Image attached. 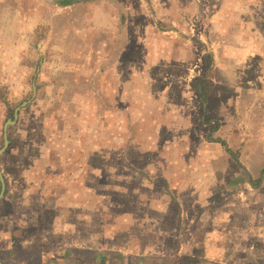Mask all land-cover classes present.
<instances>
[{"label": "crops", "instance_id": "obj_1", "mask_svg": "<svg viewBox=\"0 0 264 264\" xmlns=\"http://www.w3.org/2000/svg\"><path fill=\"white\" fill-rule=\"evenodd\" d=\"M167 2L36 0L32 6L29 0H0V6L13 10L7 23H13L14 13L16 29H22L20 22L24 23L28 38L34 37L36 30L42 31L43 38L35 43L40 67L31 83L35 96L31 95L29 103L37 101L39 82L45 79L62 78L64 89L80 85L81 91L89 94L94 85L98 102L91 114L95 119L86 125L96 127L102 157L108 152L109 140L141 143L133 149L147 154L144 199L130 194L128 186L120 188L99 179L103 171L114 179L111 176L116 172H105L104 167H55L43 187L51 195L44 203L54 210L50 223L54 222L55 234H62L64 240L48 248V253L42 252L44 262L35 263L33 256L32 264H249L250 254H264V128L245 137L234 132L224 142L211 139L207 131L203 139L194 137L195 128L203 130L205 117L193 113L187 96L190 86L182 83L188 55L185 57L184 46L169 32L166 35L165 29H158L154 21L159 13L165 14ZM225 3L228 0H222L224 9ZM1 23L0 29H7L3 19ZM18 41L16 60L21 61V49L30 41L24 35ZM229 47L239 54L246 51L233 40ZM126 53L130 54L127 59ZM236 59L237 54L231 66ZM217 73L223 79L222 86L232 83L230 75L221 69ZM201 95L206 101L200 111L207 113L216 95L206 91ZM225 102L220 100L222 106ZM117 127L126 132L123 139L117 138ZM7 134L10 144L8 130ZM63 135L58 128L47 139ZM74 142L87 148L88 140L81 130ZM74 153L82 156L80 149ZM40 156L49 162L58 157L50 150L40 152ZM1 157L4 199L8 183ZM87 158L85 153L83 160ZM88 173L102 180L98 183L101 195L121 194L119 200L98 195L91 198L92 207H97L94 214L89 212L90 189L81 185L88 179L81 175ZM78 206L84 208L79 214ZM114 208L128 209L120 215ZM0 263H5L2 258Z\"/></svg>", "mask_w": 264, "mask_h": 264}, {"label": "rangeland", "instance_id": "obj_2", "mask_svg": "<svg viewBox=\"0 0 264 264\" xmlns=\"http://www.w3.org/2000/svg\"><path fill=\"white\" fill-rule=\"evenodd\" d=\"M35 1L29 0V3L36 6L33 3ZM167 4L165 14L159 13L154 21L158 29H165L166 35L169 32L171 37L180 42L184 46L185 57L188 55L182 83L186 88L190 86L187 96L193 113L198 118L201 114L205 117L203 130L195 128L194 137L203 139V133L207 131L211 139L215 137L224 142L234 132H239L243 137L252 132L259 133V129L264 128V0H228L225 9L222 0H168ZM156 9L159 12V8ZM11 12V8L0 6V28L2 19L7 27L5 30L0 29V148L5 122L13 117L16 107L31 98V83L40 67L34 54L35 43L39 37L43 38L39 30H36L34 37L28 38L27 27L22 22V29H16L17 15L14 13L13 23H7L6 18L10 17ZM27 26L30 25L27 23ZM50 33L53 35L55 32L51 30ZM23 35L30 44L21 49L23 57L17 61L19 55L16 54L15 46H19L18 40ZM11 38L18 40L10 41ZM231 40L237 43V47H245L246 51L241 54L230 51ZM236 54L233 67L230 64ZM4 57L6 61H2ZM128 57L130 54L126 53L125 59ZM218 69L230 75L228 80L232 83L224 85L227 88L222 86L223 79L217 73ZM63 82L62 78L39 82L37 101L22 108L18 124L8 128L10 144L1 157V167L8 183V195L0 201V258L4 264H32L33 256L35 263H42L45 261L41 259L42 252L48 253V248L64 240L62 234L61 237L55 234L57 227L54 222L50 223L54 210H49L50 206L44 203L51 196L48 194L50 190H43L53 169L59 165L79 166L81 170L84 167H104L105 172H116L111 176L114 179L104 171L99 179L115 183L120 188L122 185L128 186L131 189L129 193L136 194L139 199L146 196L143 188L144 183H147V154L141 155L134 150L141 143H112L109 140L108 152L102 157L101 150L97 149L96 127L86 125L95 119L91 114L92 107L98 102L95 86H91L93 93L89 94L83 93L80 85L79 88L71 86L64 89ZM204 91L216 95L207 113L200 111L201 104L206 101V96L201 95ZM221 99L226 100L225 106L221 105ZM58 128L64 132L63 137H52ZM119 128H114V131L119 132L117 138L123 139L126 132ZM80 130L88 140L86 149L83 146L79 148V143L74 142V138L80 136ZM50 134L53 141L47 139ZM75 149L81 150L80 158L76 157ZM44 150H50L52 155L59 158L56 157L52 162L43 160L40 152ZM85 153L89 155L86 161L83 160ZM126 170L130 172L124 173ZM134 170L137 173H133ZM74 175L79 176L76 173ZM81 176H88L81 185L90 189V213H96L97 207H92L95 204L91 199L96 195L105 199L121 198L119 191L109 192L106 197L101 195L98 183L102 180H97L95 173ZM128 196L134 198L133 195ZM76 209L79 214L84 208L78 206ZM126 209L114 208V211H119L121 215L122 210ZM57 225L63 226L64 223ZM249 256L252 257L249 264H264V254Z\"/></svg>", "mask_w": 264, "mask_h": 264}, {"label": "water", "instance_id": "obj_3", "mask_svg": "<svg viewBox=\"0 0 264 264\" xmlns=\"http://www.w3.org/2000/svg\"><path fill=\"white\" fill-rule=\"evenodd\" d=\"M34 96H35V85L33 84V95H32V97H34ZM29 102L30 101H25L20 106L15 108L14 109V113H13V118L12 119H8L5 122V124L3 126V145L0 148V157H1V155H3L7 151L8 147H9V139H8V134H7L8 128L15 124V122L17 120V117H18V112L22 108L26 107ZM5 187H6L5 180L3 178V175H2V172H1V169H0V201L3 199L4 193H5Z\"/></svg>", "mask_w": 264, "mask_h": 264}]
</instances>
